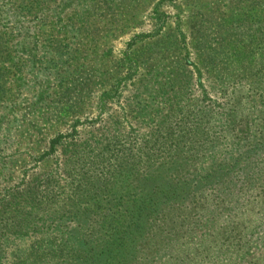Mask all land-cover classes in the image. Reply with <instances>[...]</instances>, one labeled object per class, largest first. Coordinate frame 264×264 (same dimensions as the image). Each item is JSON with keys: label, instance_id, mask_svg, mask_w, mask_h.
<instances>
[{"label": "rangeland", "instance_id": "1", "mask_svg": "<svg viewBox=\"0 0 264 264\" xmlns=\"http://www.w3.org/2000/svg\"><path fill=\"white\" fill-rule=\"evenodd\" d=\"M257 1L0 0V264L12 253L24 260L31 240L53 228L38 218L53 216L64 191L65 210L84 196L63 173L67 162H77L73 176L90 159L94 174L119 172L110 177L112 195L110 185L101 195L128 197L146 164L161 170L160 179L173 173L172 182L188 181L193 169L206 170L233 155L235 143L251 141L256 112L247 122L217 116L231 88L247 84L214 82L200 58L231 51L233 39L253 28ZM188 99H202L210 118H188ZM241 110L251 113L248 104ZM188 119L196 120L190 129ZM179 194L186 200L164 208L150 230L155 236L144 234L128 264H264V211L255 197L238 210L227 193L205 188L196 193L203 204L188 198V185ZM200 214L202 228L192 222ZM236 223L247 227L244 234Z\"/></svg>", "mask_w": 264, "mask_h": 264}, {"label": "trees", "instance_id": "2", "mask_svg": "<svg viewBox=\"0 0 264 264\" xmlns=\"http://www.w3.org/2000/svg\"><path fill=\"white\" fill-rule=\"evenodd\" d=\"M254 9L253 28L250 32H245L247 30L242 32L240 38L233 39L231 51H229L230 48L226 51L221 48L210 53L206 51L200 58L201 65L207 67L204 72L212 73L211 79H214V82L231 84L242 81L247 84L246 87L243 85V89L239 86L231 88L232 95L227 103L217 109V116L223 118L221 121L225 123L231 117L247 122L249 115L256 112L258 120L254 123L256 126L254 127L257 128V133L251 136V141L247 144L235 143L231 151L233 155L226 156L225 160L221 158L219 163L212 162L206 170H203L201 166L197 171L193 169L194 176L192 179L188 178V181L181 179L180 176L172 182L173 173H165L167 179H160V175L163 174L161 170L158 167L150 168L149 164H146L145 168H142L144 170H141L145 173L140 174L136 183L129 187L128 197L120 194L115 198H107L108 196L101 195L103 191H106L107 185H110L108 192L112 195L113 182L110 181V177H118L119 172L118 174L108 172L104 176L94 174V170L88 165L92 163L90 159V162L86 161L73 176L72 169L77 162L68 163L65 160L68 171L63 173L66 178L76 180L75 187L84 196L76 199L78 202L75 207L71 206V210H65L63 205L69 197L64 191L61 200H58L57 205L53 207V216L38 218L41 224L53 228L45 229L38 239L31 240L25 248L27 255L24 260H19L18 256L12 253L8 264H42V261L45 264H128L134 259L136 248L138 250L146 243L147 236L150 235V239L155 236V233L150 230L156 227L157 221L164 220V208L175 210L180 206V200H186V198H180L179 192L184 196L187 193V185L188 198L190 197L192 201L200 200L203 204L202 195L196 193L207 188V190H213L216 195L227 193L228 198H233L237 204L238 210L242 208L244 201L248 203L249 199L253 200L255 197L257 205L264 211V167L257 165L264 164L262 162L264 160L263 3L260 0L257 1ZM195 69L198 74L200 67ZM188 72L191 73V71ZM201 100L192 102L188 99V118H194L195 114H201L202 119L210 118L209 115L213 109L205 106V103L202 104ZM245 104L251 108V113L248 111L249 114H243L241 109ZM195 122L196 120L188 119V129L192 128ZM192 134L195 135L194 132ZM58 142L57 136L50 139L47 152H52ZM188 142L192 140L188 139ZM214 146L215 143L210 144L203 153L210 154V147ZM139 156L142 159L141 153ZM173 170L178 172V176L180 175L179 167ZM92 177L96 181L93 184H91ZM237 182L239 184L236 187ZM254 191H257L255 195H253ZM91 200L92 204H89ZM98 209H100L99 213ZM200 216L203 217V221L199 220ZM171 221L174 222V220ZM192 222L193 224L202 223L200 228L206 223L201 214L195 216ZM62 223L66 224L64 229H60ZM235 227L240 228L237 231L239 234H244L242 229H247L242 223H236ZM17 232L22 235L28 233L27 230L20 228ZM221 232L225 240L226 238L230 240L231 235L224 230ZM232 240L234 238L231 237ZM207 248L211 249L209 246ZM188 249L197 252L196 246H190Z\"/></svg>", "mask_w": 264, "mask_h": 264}]
</instances>
